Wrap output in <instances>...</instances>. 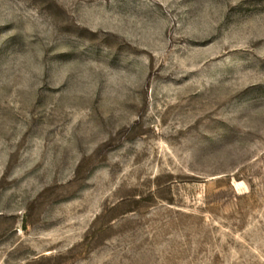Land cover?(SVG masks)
Wrapping results in <instances>:
<instances>
[{
  "label": "rangeland",
  "instance_id": "rangeland-1",
  "mask_svg": "<svg viewBox=\"0 0 264 264\" xmlns=\"http://www.w3.org/2000/svg\"><path fill=\"white\" fill-rule=\"evenodd\" d=\"M0 264H264V0H0Z\"/></svg>",
  "mask_w": 264,
  "mask_h": 264
}]
</instances>
